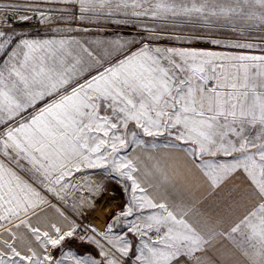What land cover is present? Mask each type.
<instances>
[{
	"label": "snow or ice",
	"instance_id": "6c2138e0",
	"mask_svg": "<svg viewBox=\"0 0 264 264\" xmlns=\"http://www.w3.org/2000/svg\"><path fill=\"white\" fill-rule=\"evenodd\" d=\"M0 264H264V0H0Z\"/></svg>",
	"mask_w": 264,
	"mask_h": 264
},
{
	"label": "crops",
	"instance_id": "0c3cea01",
	"mask_svg": "<svg viewBox=\"0 0 264 264\" xmlns=\"http://www.w3.org/2000/svg\"><path fill=\"white\" fill-rule=\"evenodd\" d=\"M72 26L75 27L76 25H72ZM89 26L93 27L91 25H89ZM21 31L29 32L32 35H35L37 32H39L41 37L45 36V32L43 31V28L21 30ZM129 31H132V30H128L125 26H120L119 32H118L116 25H110L107 28H105L103 30H99V31L96 30L95 27H93V31L90 34H84V33L77 34V33L73 32L72 35H79L81 38H84L86 36L89 39H112V38H115L116 34L125 35ZM132 35H135L134 31H132ZM145 163L150 165V162L147 160H145ZM234 183H238V181H235ZM116 187H118V186H116ZM122 194H123L124 200H125L126 197H125L123 192H122ZM227 194H228L227 188L224 191H220L214 195L211 193L210 189H208L206 186L202 187V189L199 193L200 198L205 201V203L202 205V207L207 208V209H211V208L216 207L218 205H222V202L227 198ZM49 215L51 216L52 213L50 212ZM33 223L35 224L36 221L33 220Z\"/></svg>",
	"mask_w": 264,
	"mask_h": 264
},
{
	"label": "rangeland",
	"instance_id": "374dc122",
	"mask_svg": "<svg viewBox=\"0 0 264 264\" xmlns=\"http://www.w3.org/2000/svg\"><path fill=\"white\" fill-rule=\"evenodd\" d=\"M23 2V0H21ZM128 30H132L131 26H125ZM158 43H175L182 44L176 41H159ZM112 186H110L111 188ZM117 190L115 192L109 191L107 195H105L100 201V206L94 214L88 216V220L91 224L95 225L98 229L103 230L105 225L108 223V216L111 215L112 212H118L120 210V205L124 203V196L119 187H116ZM55 203V201H53ZM105 204L107 207L105 208ZM76 219H83V217H74Z\"/></svg>",
	"mask_w": 264,
	"mask_h": 264
},
{
	"label": "built area",
	"instance_id": "2783aa9c",
	"mask_svg": "<svg viewBox=\"0 0 264 264\" xmlns=\"http://www.w3.org/2000/svg\"><path fill=\"white\" fill-rule=\"evenodd\" d=\"M33 25H35V26H33ZM33 25H27V26H25V25H19V26L14 25V26H16L18 28V30H29V29H41V28H43V26L36 25L35 20L33 21ZM77 220H78V222L82 221L84 224L90 223L88 219L84 220L81 218V219H77Z\"/></svg>",
	"mask_w": 264,
	"mask_h": 264
},
{
	"label": "trees",
	"instance_id": "16d2710c",
	"mask_svg": "<svg viewBox=\"0 0 264 264\" xmlns=\"http://www.w3.org/2000/svg\"><path fill=\"white\" fill-rule=\"evenodd\" d=\"M161 45H167V46H187V45H183V44H175V43H170V44H166V43H160ZM196 46V45H193ZM200 46H203V44H201Z\"/></svg>",
	"mask_w": 264,
	"mask_h": 264
}]
</instances>
